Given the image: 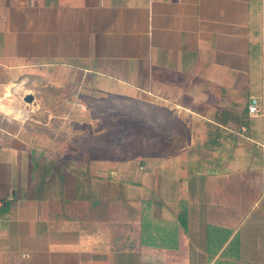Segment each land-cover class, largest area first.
<instances>
[{
  "label": "crops",
  "instance_id": "crops-1",
  "mask_svg": "<svg viewBox=\"0 0 264 264\" xmlns=\"http://www.w3.org/2000/svg\"><path fill=\"white\" fill-rule=\"evenodd\" d=\"M254 1L0 0V264H264ZM127 105L125 157L93 108Z\"/></svg>",
  "mask_w": 264,
  "mask_h": 264
},
{
  "label": "rangeland",
  "instance_id": "rangeland-1",
  "mask_svg": "<svg viewBox=\"0 0 264 264\" xmlns=\"http://www.w3.org/2000/svg\"><path fill=\"white\" fill-rule=\"evenodd\" d=\"M257 1L258 0L254 1V5L257 4ZM20 94L21 93H15L14 95L19 98ZM14 95H12V97H14ZM18 108L22 110V108ZM93 110L95 114L99 115L102 112L105 115L104 124L101 122H94L96 123L97 130H104L105 140H100V138H97V141L95 139H93V141L98 143L99 145H101V143L103 142V145H105V147H108L110 150H117L118 148H120L123 152H126L125 157L130 156L133 153L135 146L133 135L135 134L137 129L147 124L144 122H140L141 114H139V112L141 110L129 105H127L126 107L93 108ZM9 114L14 115V113ZM80 126H82L80 128L82 130L89 129V126L85 123L80 124ZM84 126H88V128H85ZM108 156H111L113 159H115V154H108Z\"/></svg>",
  "mask_w": 264,
  "mask_h": 264
},
{
  "label": "built area",
  "instance_id": "built-area-1",
  "mask_svg": "<svg viewBox=\"0 0 264 264\" xmlns=\"http://www.w3.org/2000/svg\"><path fill=\"white\" fill-rule=\"evenodd\" d=\"M20 84V83H19ZM15 93H21V90L18 89V84H15L14 86L10 87V91H4L2 94H0V100H6L12 97ZM259 106L258 101L256 98H252L251 103L249 104V112L252 115H255L259 112Z\"/></svg>",
  "mask_w": 264,
  "mask_h": 264
},
{
  "label": "water",
  "instance_id": "water-1",
  "mask_svg": "<svg viewBox=\"0 0 264 264\" xmlns=\"http://www.w3.org/2000/svg\"><path fill=\"white\" fill-rule=\"evenodd\" d=\"M34 96L32 94H28L26 97H25V100L28 101V102H31L33 100Z\"/></svg>",
  "mask_w": 264,
  "mask_h": 264
},
{
  "label": "bare ground",
  "instance_id": "bare-ground-1",
  "mask_svg": "<svg viewBox=\"0 0 264 264\" xmlns=\"http://www.w3.org/2000/svg\"><path fill=\"white\" fill-rule=\"evenodd\" d=\"M3 108H5V107H3ZM20 114L22 113V111L21 112H19Z\"/></svg>",
  "mask_w": 264,
  "mask_h": 264
}]
</instances>
